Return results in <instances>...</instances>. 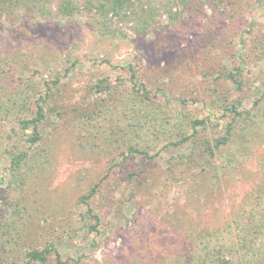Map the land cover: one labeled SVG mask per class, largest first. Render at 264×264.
<instances>
[{
  "label": "trees",
  "instance_id": "obj_1",
  "mask_svg": "<svg viewBox=\"0 0 264 264\" xmlns=\"http://www.w3.org/2000/svg\"><path fill=\"white\" fill-rule=\"evenodd\" d=\"M50 1L0 0V15H11L21 7L23 18L51 16ZM79 1L60 0L58 15L72 16ZM131 1L95 0L96 22L107 26V12L117 14ZM166 1L163 7L169 12L170 24L178 21V15L170 13L174 4L183 10L191 4L198 15L207 6L211 10L207 21H213V26H204L208 29L199 36L194 49L203 60L201 79L193 80L195 74H190L185 89L173 96L189 112L174 124L177 131L173 134L166 130V114L158 124L166 135H156L153 130L155 138L142 135L154 127L158 93L167 85L157 78L150 83L144 79L134 82L139 73L131 65L127 67L130 83H123L122 68L113 65L112 75L90 79L81 87L87 95L83 93L73 102L77 89L62 80L60 71H52L38 82L23 77L30 61L50 69L51 53L42 48L47 45L36 46H41V55L21 52L25 60L17 61L21 62L19 68H12L13 56L0 49V167L5 159V174L10 175L7 183L5 174L0 175V264H66L55 248L62 236H40L42 240L31 237L33 233L25 231L24 221L18 224L24 207L10 192L21 188L29 173L47 160L52 135L74 129L82 119L97 120L104 114L105 121L111 123L105 129V135L110 136L105 139L109 145L116 144L118 154L110 158L103 178L112 177V170L118 166L122 174L106 181L103 190L102 180L95 183L78 198L77 205L105 201L111 216L120 218L130 202L145 209L156 203L150 213L158 212L150 222L152 216L147 214L142 219L135 210L126 216L130 242L123 254L109 256L110 264H264V142L262 146L255 135V127L261 122L256 117L264 111V93L252 98L251 109L242 107L254 86V80L246 77L248 68H258L264 86V0ZM156 14L149 11L148 17L140 19L141 32L148 26L147 19ZM218 43L222 46L215 54ZM156 50L168 52V48ZM223 57L229 65L222 62ZM75 65V61L70 62V69L64 70L66 76ZM89 94L93 95L91 100ZM184 97L208 113L192 114ZM109 113L119 116L114 119ZM160 137L162 141L156 144ZM163 152L167 153L164 157ZM162 160L167 163L165 167L160 165ZM237 181L250 188L245 195H235L230 209H226L223 200L233 193ZM172 187L180 190L182 198L178 192L170 199L166 197ZM162 205L169 209L161 210ZM80 216L88 232H98L100 218L92 209L84 208ZM31 240H36L35 244Z\"/></svg>",
  "mask_w": 264,
  "mask_h": 264
},
{
  "label": "rangeland",
  "instance_id": "obj_2",
  "mask_svg": "<svg viewBox=\"0 0 264 264\" xmlns=\"http://www.w3.org/2000/svg\"><path fill=\"white\" fill-rule=\"evenodd\" d=\"M86 1L80 0L78 10L69 17L58 15L60 0L49 2L51 16L23 18L24 10L21 7L16 8L11 15L1 14L0 49L9 51L11 57L13 56L12 68H19L20 63H24L25 58L21 57V52L28 50L30 53L40 54L38 52L41 50V43L47 45V48L44 46L42 48L44 52L51 53L50 69L43 63L34 66L30 61L24 67L23 77L30 76L33 81L38 82L39 79L49 76L52 71H60L62 80L70 81L71 86L77 89L72 99L74 102L79 100L83 93L87 95V90L83 92L81 87H84L90 79L95 81L98 77L112 75L113 65L122 68L121 73L125 77L123 83H130L127 67L131 65L139 73V78L134 82L140 79L151 82L157 78L167 85L158 93L159 102L154 111L157 119L152 122L154 127L142 135L155 138L151 130L156 135H166L161 133L158 126L162 122L160 118L166 117V114L169 115L166 130L172 134L176 132L177 128L174 124L182 120L183 113L189 112L186 108H182L173 96L179 90L185 89V84L191 80L190 74H195L193 80L201 79L200 70L203 68V60L194 49L199 36H204L208 29L204 26L207 23L213 24V21L208 22L206 18L211 15V10L204 6V13L198 15L191 4H188L184 10L179 4L171 5L170 13L178 15V21L170 24L169 12L163 7L167 3L166 0H132L130 5L117 14L109 10L106 15L109 24L101 26L96 22L98 16L95 14V0H91L90 3ZM149 11H156L157 14L153 19H147L148 26L144 32H141L140 19L148 17ZM259 12H256V16ZM162 15H165V18ZM39 44L40 48H36ZM219 45L218 43L217 47H214L218 49L213 50V53L220 52L219 47L222 45ZM155 48H168V52L161 53ZM145 54H149L150 58H146ZM18 60L21 62L18 63ZM73 61L76 65L66 76L64 70L68 69L70 62ZM222 62L230 64L226 57L222 58ZM246 75L248 80H254V86L251 97L243 100L242 107L251 109L252 98H260L264 93V86L258 77V68H248ZM123 93L125 94V91ZM92 96L89 94L88 99L91 100ZM184 98L188 100V109L192 114L202 116L208 113L206 109L200 110V104H193L191 99ZM108 115L114 119L119 116L112 113ZM256 119L261 122L255 127V135H258V142L263 146L264 111ZM108 125L111 123L109 120L105 121L104 114V117L97 120L82 119L74 129L68 128L61 135H52L47 160L29 173L21 188L10 192L11 197L17 198L24 207L21 213L22 220L18 224L20 226L24 221L25 231L29 233L31 230L33 233L31 237L42 240L48 235L62 236V239L55 244V248L66 264H110L109 256L123 254L126 245L130 242L126 216L135 210L142 219H145L147 214L152 216V218L148 217L150 222L155 215H158L157 211L150 213L156 203H151L148 209H145L141 206L135 207L130 202L126 209L123 208V218L111 216V209L105 201L102 204L90 202L89 206L77 205L78 198L86 194L95 183L102 180L103 190L106 188V181H113L116 176L121 177L122 167L118 166L112 170V177L106 180L103 178L110 164V158L118 154L116 144L109 145L105 139L110 136L105 135ZM162 138L160 137L155 143H160L158 141H162ZM161 155L164 157L167 153L163 152ZM138 164H142V161ZM166 164L164 160L160 162L162 167ZM6 167L7 161L2 159L0 175L5 174ZM9 181L10 175L6 173L5 182ZM249 188L245 182H235L233 193L223 200L224 207L230 209L233 197L245 195ZM175 192H178L179 199L182 198V193L176 187L170 188L166 192V197L170 199ZM115 198H118V194ZM84 208L92 209L93 213L99 216L98 232H88L86 223L83 225L84 221L80 214L84 212ZM164 209L169 208L167 205H162L161 210ZM38 225L39 227H36ZM138 229L142 228L138 225ZM35 242L36 240L30 241L33 244ZM6 246L11 247V245ZM19 248L18 246L17 250ZM9 252L8 249L4 254L7 256Z\"/></svg>",
  "mask_w": 264,
  "mask_h": 264
},
{
  "label": "built area",
  "instance_id": "obj_3",
  "mask_svg": "<svg viewBox=\"0 0 264 264\" xmlns=\"http://www.w3.org/2000/svg\"><path fill=\"white\" fill-rule=\"evenodd\" d=\"M163 18H165V15H162Z\"/></svg>",
  "mask_w": 264,
  "mask_h": 264
}]
</instances>
